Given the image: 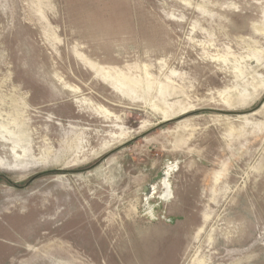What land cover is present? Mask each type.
I'll return each instance as SVG.
<instances>
[{"label": "rangeland", "instance_id": "obj_1", "mask_svg": "<svg viewBox=\"0 0 264 264\" xmlns=\"http://www.w3.org/2000/svg\"><path fill=\"white\" fill-rule=\"evenodd\" d=\"M0 131V264H264V0H0Z\"/></svg>", "mask_w": 264, "mask_h": 264}, {"label": "bare ground", "instance_id": "obj_2", "mask_svg": "<svg viewBox=\"0 0 264 264\" xmlns=\"http://www.w3.org/2000/svg\"><path fill=\"white\" fill-rule=\"evenodd\" d=\"M0 136L4 139V143L11 142V143H14L15 145H17L16 142L14 141V139H13V135L10 132L0 131ZM3 149H5V148H3ZM15 157L17 158L18 161L22 162L23 159H22V157L20 155L18 157L17 156H15ZM0 163H1V160H0ZM1 164H3V163H1ZM166 187H167V185L165 184V189H166Z\"/></svg>", "mask_w": 264, "mask_h": 264}]
</instances>
